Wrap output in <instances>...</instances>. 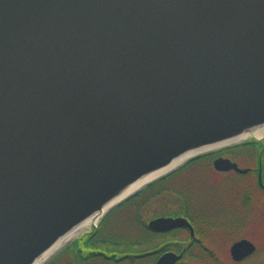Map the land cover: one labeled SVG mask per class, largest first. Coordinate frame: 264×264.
Segmentation results:
<instances>
[{"label":"water","instance_id":"water-1","mask_svg":"<svg viewBox=\"0 0 264 264\" xmlns=\"http://www.w3.org/2000/svg\"><path fill=\"white\" fill-rule=\"evenodd\" d=\"M262 124L264 0H0V264H32L147 185L97 217L129 183Z\"/></svg>","mask_w":264,"mask_h":264},{"label":"flooded vegetation","instance_id":"flooded-vegetation-1","mask_svg":"<svg viewBox=\"0 0 264 264\" xmlns=\"http://www.w3.org/2000/svg\"><path fill=\"white\" fill-rule=\"evenodd\" d=\"M217 158L229 159L246 171L217 170L213 163ZM262 202L264 136L198 154L148 183L113 208L131 204V211L114 214L117 219L109 221L111 209L94 229L84 232L87 238L108 241L121 249L107 252L95 245L79 254L83 255L84 264H90L92 251L125 257L132 264H156L163 254L170 252L181 255L175 264H241L257 250L248 235L254 232L250 227L252 210ZM157 218H183L187 225L153 229L149 223ZM106 224L112 226L113 232L103 238L101 227ZM241 239L251 241L255 250L234 260L230 248ZM125 246L128 249L123 251Z\"/></svg>","mask_w":264,"mask_h":264},{"label":"bare ground","instance_id":"bare-ground-1","mask_svg":"<svg viewBox=\"0 0 264 264\" xmlns=\"http://www.w3.org/2000/svg\"><path fill=\"white\" fill-rule=\"evenodd\" d=\"M250 135L255 136L256 138H261L262 136H264V124L254 126L247 131L241 132L237 135L231 136L221 141L195 147L175 157L173 160H171L166 165L158 169H155L153 171H150L144 174L143 176H141L140 178L136 179L135 181L126 185L119 193H117V195H115L109 202H107L103 206V208L97 213L96 216L97 217L101 216L103 213L106 212V210H108L110 207H112L119 201L123 200L127 196L131 195L133 192L137 191L138 189L142 188L143 186L157 179L158 177L166 174L172 169L179 167L180 165L185 163L191 156L196 155V154H202V153L212 151V150H215L221 147H225L231 144L238 143L240 141L245 140ZM90 220H91V217L86 218L81 223H79L74 228H72L70 231H68L66 234L61 236L58 240L54 242V244L49 249H47L42 254H40L32 264H43L52 254L58 251L59 248H61L71 239L75 238L80 231L87 230ZM98 220L99 219L95 220L94 223H97Z\"/></svg>","mask_w":264,"mask_h":264},{"label":"trees","instance_id":"trees-1","mask_svg":"<svg viewBox=\"0 0 264 264\" xmlns=\"http://www.w3.org/2000/svg\"><path fill=\"white\" fill-rule=\"evenodd\" d=\"M231 147V146H228ZM131 204L129 205H119L115 209H112L108 216L110 220L117 217H114V214L129 212L131 211ZM129 222V220H127ZM102 226V225H101ZM125 229H128L127 226H124ZM114 229H117L114 227ZM103 238L107 237L113 232L112 226L106 224L101 227ZM95 245L100 246L102 249L107 252H113L118 249V245L110 243L108 241L94 240L93 238H87V234H82L70 243H68L64 248H62L49 262L46 264H84L85 259L80 256V252L83 253L86 247H94ZM128 247V246H127ZM126 246L122 248L123 251H126L128 248ZM79 254V255H78ZM127 259L117 258L115 255H107L100 251H92L90 254V264H132Z\"/></svg>","mask_w":264,"mask_h":264},{"label":"rangeland","instance_id":"rangeland-1","mask_svg":"<svg viewBox=\"0 0 264 264\" xmlns=\"http://www.w3.org/2000/svg\"><path fill=\"white\" fill-rule=\"evenodd\" d=\"M247 139H249V137ZM229 146H232V145H229ZM256 207H258V208L257 209L254 208L252 210L251 226H250L251 229L254 230V232L251 231L248 236L255 243L257 250L252 256H250L247 260H245L241 264H264V213H263L264 212V202L256 205ZM85 231L86 230L80 231L78 233L77 237L80 234L84 233ZM261 233L263 234L262 236H260ZM65 246H63L62 248H64ZM61 249H59L51 257H49L47 259V261H45L43 264H46L47 262H49ZM220 255L222 257V256H224V253L221 252ZM226 264H230V263H226Z\"/></svg>","mask_w":264,"mask_h":264}]
</instances>
